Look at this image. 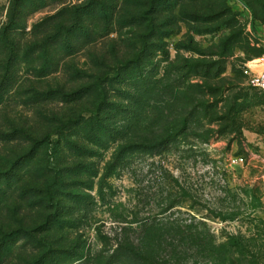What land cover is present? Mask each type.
Masks as SVG:
<instances>
[{
  "label": "rangeland",
  "instance_id": "rangeland-1",
  "mask_svg": "<svg viewBox=\"0 0 264 264\" xmlns=\"http://www.w3.org/2000/svg\"><path fill=\"white\" fill-rule=\"evenodd\" d=\"M95 1L112 13L109 23L96 12V33L79 37L69 52L53 43L45 73L43 59L23 50L38 47L88 0L35 1L33 11H24L15 77L8 92L0 89V158L30 146L3 134L26 129L38 136L57 121L63 131L54 125L49 140L64 142L47 156L58 168L77 167L60 190L65 211L84 214L78 229L66 231L69 241L78 238L102 256L117 241L146 243L150 264H264V91L242 72L264 57V0ZM13 2L0 0V25ZM151 6L158 11L147 15ZM136 54L139 68L107 85L101 111L93 113L92 96L62 99ZM2 74L0 68V84ZM82 117L107 128L101 145L81 129L74 135L70 124ZM239 156L241 164H228ZM5 193L6 226L14 215L3 206L18 193ZM26 201L17 199L19 215L32 225L40 214ZM31 253L20 240L0 264H25Z\"/></svg>",
  "mask_w": 264,
  "mask_h": 264
},
{
  "label": "trees",
  "instance_id": "trees-1",
  "mask_svg": "<svg viewBox=\"0 0 264 264\" xmlns=\"http://www.w3.org/2000/svg\"><path fill=\"white\" fill-rule=\"evenodd\" d=\"M43 5L45 0H14L11 7L6 13L5 22L0 25V43L1 48L5 50L2 64L0 68L3 72L0 89L3 92H8L11 87L13 77H15L14 66L20 53L19 44L16 41V32L24 27L23 16L26 9L33 11L38 5ZM159 1V0H156ZM160 4V3H159ZM37 5V6H36ZM155 7L151 6V9ZM105 5L101 1L88 0L86 4L72 8L69 18H65L64 22L60 23L58 29L42 39L37 47V44L28 45V48L23 50L25 56L28 53H33L39 60L43 59L39 73H45L48 54L53 47V43L60 44V47L68 52L72 50L75 42L79 37L88 38L91 34L96 33L93 18L97 12V17L103 20L104 24L109 23L112 13L105 11ZM158 8L150 10L147 13H156ZM145 12L139 17L147 18ZM136 18V19H139ZM152 19V18H150ZM150 33L153 32V27L149 26ZM55 45V44H54ZM141 50L145 46V42L141 41ZM50 46H52L50 48ZM141 54H136L135 58H120L109 68L110 74L103 78L94 77L87 86L70 93L69 95L61 94L62 99L69 101L78 100L85 96L94 98L93 113L101 111V107L107 97V85L113 80L118 81L129 80L130 77L124 78L123 75L128 69L139 68ZM131 73V72H130ZM129 73V74H130ZM59 94V92L55 91ZM94 114V115H95ZM50 126L45 132L40 135H34L26 129H14L13 134H3L15 136L21 143L29 142L23 150H14L6 152L0 158V203L5 197V191L13 189L17 191L16 199L11 204L3 206L7 214H13L12 222H8L5 226L0 221V263L8 257L12 251V246L20 240H24L25 244L30 246L32 253L30 259L25 264H150L153 261L151 257L152 248L145 244L133 245L121 241L116 242V247L105 256L86 251L84 244L79 242V239L68 240L66 231L69 229H78L81 224V218L84 214H68L64 207V197L66 194L60 190L65 182L66 172L72 173L76 171V166L58 168L54 162L49 161L47 156L48 151H56L64 140H49L52 127L58 130V133L63 131L64 126H59L57 121H50ZM71 128L74 130V135L81 134V130L86 134L87 141L91 144L101 145L104 141L103 136L107 132V128L93 117L90 119L79 118L71 122ZM70 128V129H71ZM78 129V130H77ZM81 129V130H79ZM51 132V133H50ZM31 133V134H30ZM72 146L79 149L74 142ZM27 149V150H26ZM53 157V156H51ZM50 157V158H51ZM79 175L82 171L77 172ZM24 179V180H23ZM103 179V178H102ZM25 180L27 182H25ZM71 185L79 184L78 180ZM103 182V181H102ZM101 181L99 182L101 187ZM15 189V190H14ZM17 199H25L28 207H35L36 214H40L39 222L27 225L24 222V217L20 216L21 204ZM75 216V217H74ZM65 231V233H64ZM55 233H61V236L54 238ZM64 233V234H63ZM106 245V244H105ZM125 259V260H123Z\"/></svg>",
  "mask_w": 264,
  "mask_h": 264
},
{
  "label": "built area",
  "instance_id": "built-area-1",
  "mask_svg": "<svg viewBox=\"0 0 264 264\" xmlns=\"http://www.w3.org/2000/svg\"><path fill=\"white\" fill-rule=\"evenodd\" d=\"M254 65L245 64L242 72L247 78V82L254 88L264 91V57L257 58ZM251 63V62H249ZM261 65L262 67H259ZM243 162V158L239 157H230L228 159L229 165H238Z\"/></svg>",
  "mask_w": 264,
  "mask_h": 264
},
{
  "label": "crops",
  "instance_id": "crops-1",
  "mask_svg": "<svg viewBox=\"0 0 264 264\" xmlns=\"http://www.w3.org/2000/svg\"><path fill=\"white\" fill-rule=\"evenodd\" d=\"M253 64H255L254 62H253ZM259 67H262L261 65H259Z\"/></svg>",
  "mask_w": 264,
  "mask_h": 264
},
{
  "label": "bare ground",
  "instance_id": "bare-ground-1",
  "mask_svg": "<svg viewBox=\"0 0 264 264\" xmlns=\"http://www.w3.org/2000/svg\"><path fill=\"white\" fill-rule=\"evenodd\" d=\"M252 64V63H251ZM252 65H254V64H252Z\"/></svg>",
  "mask_w": 264,
  "mask_h": 264
}]
</instances>
